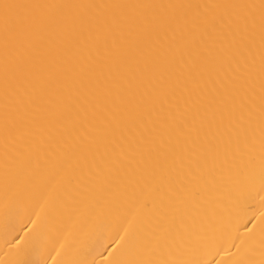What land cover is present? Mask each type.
<instances>
[{
  "label": "bare ground",
  "instance_id": "1",
  "mask_svg": "<svg viewBox=\"0 0 264 264\" xmlns=\"http://www.w3.org/2000/svg\"><path fill=\"white\" fill-rule=\"evenodd\" d=\"M0 264H264V0H0Z\"/></svg>",
  "mask_w": 264,
  "mask_h": 264
}]
</instances>
